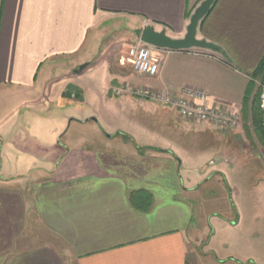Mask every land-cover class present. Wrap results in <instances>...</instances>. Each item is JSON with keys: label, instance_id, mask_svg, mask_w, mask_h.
Wrapping results in <instances>:
<instances>
[{"label": "crops", "instance_id": "crops-1", "mask_svg": "<svg viewBox=\"0 0 264 264\" xmlns=\"http://www.w3.org/2000/svg\"><path fill=\"white\" fill-rule=\"evenodd\" d=\"M203 1L0 0V95L11 91V102L22 96V105L47 110L31 125L10 118L14 111L4 115L3 128L11 129L1 135L0 264H264L261 212L234 213L235 202L226 194L229 215L210 206L219 200L209 196L208 185L220 181L232 195L229 178L245 167L221 160L219 151L188 165L181 155L188 150L182 145L185 118L175 112L181 122L160 132L178 138L159 147L138 144L122 130L97 129V142L89 140L72 126L100 125L97 117L58 112L82 108L87 89L74 79L98 66L92 64L97 60H103L106 77L102 99L117 107L122 97L104 64L106 40L117 42L119 51L147 26L182 39ZM197 38L218 51L168 49L159 74L145 77L144 87L170 96L198 89L212 106H227L253 122L255 79L264 80L256 76L264 58V0H215ZM157 103L140 105L154 116ZM137 122L145 136H160ZM8 165L25 173L5 175ZM261 167L257 177L264 184ZM143 191L152 195V204L138 210L131 196ZM246 214L250 224H244Z\"/></svg>", "mask_w": 264, "mask_h": 264}, {"label": "rangeland", "instance_id": "rangeland-1", "mask_svg": "<svg viewBox=\"0 0 264 264\" xmlns=\"http://www.w3.org/2000/svg\"><path fill=\"white\" fill-rule=\"evenodd\" d=\"M137 31L138 32L132 34L134 36L133 39L135 42H133L131 46L139 45L141 41L140 37L142 31L141 29ZM111 42L112 39L106 40L105 47H109L107 48L106 55L104 57V64L105 66L109 65L111 75L113 77H116V80L114 81L116 86L113 87V89H116V95L117 92H119L117 98L122 97V100H119V103H117V107H115V105H112L111 103L105 102L102 99V88L103 84L106 82V77L105 71L103 69L104 67L99 66L101 65L103 60H97L92 64H97L98 66L93 67L81 78L74 79L87 89V101L85 100V102L80 105L82 108L75 109L74 106L63 110L58 109V112H65L68 113V115L70 113V115H73L75 117H97L96 119L100 123V125L94 122H90L86 125H78L75 123L72 126L74 132H77L76 130L80 132L79 136L84 135L85 138H88L89 140L93 139L92 141L95 142H97L96 140H94L97 139L95 137L98 134L97 129H104L107 132H113L115 130H117L118 132L119 130H122L125 131V133H128V135L132 138H135L138 144H150L159 147H164L165 145H167L165 141L168 140V138L171 139L170 142H173V140H177L178 137H176L172 133L168 135L169 133L166 132V136L165 134L163 136V133L161 134L160 131L162 130V128L166 131L170 128L175 129L174 127H177L176 125L178 124L179 120L181 122V119L177 115L179 114L181 116L180 112L176 109V107L172 105L160 104L159 102L157 103L159 105L154 104L152 112L154 114L153 116L150 113V110L147 109L146 111V109L142 105H140L148 101L147 99L137 96V91L139 89H145L144 86L146 83L144 80L146 79L144 78L146 76L137 74L133 70V68L128 65L127 57L131 46L121 45V49H119L118 51L117 42H114L112 45L110 44ZM130 43L132 42H129V44ZM120 64L124 65L125 67H121ZM117 77H122V81H118ZM255 80H257V82H255L257 84V89L259 92L260 80ZM141 85H143V87ZM13 93L14 92L9 91L0 95V149L3 148V140L1 138L2 133L5 134V131L11 129L8 126H5L3 128V124L7 123L6 118L8 117L4 116L5 114H9L14 111L16 113L15 116H10V118L14 117L15 120H19L22 124L25 123L27 125H31L35 123V121L33 120L37 117L36 115H40V112H47V110H42L43 107L40 105L36 107L22 105V102L25 100V98L22 96L16 97V101L11 102L14 96ZM126 98L128 99L126 100ZM4 100L7 103L3 105V103L5 102ZM130 103H133L134 105H130ZM26 107L29 108L26 110ZM44 108L48 109V107ZM128 108H132V112L133 114H135L133 116H136L138 119H135L133 117V120V118L129 116V113L126 112L129 111ZM120 112L126 113L121 114ZM233 112L239 116L240 121L239 125H237L235 128H225L215 124L213 125L208 122H198L185 118V121L187 120L185 122L186 136L184 137L185 142L181 143L182 145L184 144L188 146V150H186L187 152L180 150L181 155L186 158L188 165H193V161L196 157L204 155L207 156L210 153L219 151L218 155L221 160L233 161L235 162V166H240L243 164L245 168H235L233 170L232 177L230 176L229 178V182L231 186H233L232 195H230V192L225 193V191H223L224 187L222 186L220 181H214L212 184L210 183L208 185L207 190L211 192L209 196L211 198L218 197L219 200V202L213 201L211 202V204L209 203L211 206V210H216L219 213H221L222 211H226L228 215L231 213V210L225 206L226 204L223 201V196L226 194L228 197H230V200H232L233 198V201L235 202L236 207H234V204L231 205L232 202L228 200L229 204L232 206V209H234V213H237L236 208L240 213L242 209L246 211V213L249 212V214L254 211H260L261 217L263 218L264 184H259L257 176H259L258 170H260L258 167L262 166L261 169L262 171H264V145H261L262 143L259 138L260 134L257 132V130H255L252 121H244L237 111L234 110ZM167 116L170 118H167L166 120ZM27 117H30L32 119L28 120ZM139 119H141V121L137 122ZM136 122L147 123L149 126H151L149 129L153 130L154 133L156 131V133H159L160 136L156 137L152 135V132L150 131L146 132L147 134L145 136L138 128V126L133 125ZM129 124L132 125L129 126ZM117 137L121 139L119 135H117ZM1 156L2 155H0V157ZM16 171L18 174L22 175L25 173L24 170L13 169L10 167V165L6 166L2 173L7 175V172L15 173ZM237 182L240 186L236 184ZM234 189H237L238 192H235ZM208 209L209 207H207V210ZM249 218V215L246 214L244 217V224H250ZM189 252H194V249L191 248Z\"/></svg>", "mask_w": 264, "mask_h": 264}, {"label": "built area", "instance_id": "built-area-1", "mask_svg": "<svg viewBox=\"0 0 264 264\" xmlns=\"http://www.w3.org/2000/svg\"><path fill=\"white\" fill-rule=\"evenodd\" d=\"M168 51V49L154 47L140 41L139 45L130 47L127 63L139 75L156 77L159 74L163 56ZM137 96L172 105L186 119L208 122L225 128H235L240 123L239 116L233 112L232 108L212 106L209 102V96L198 89L184 88L180 95L170 96L163 92H154L145 88L139 89ZM259 101L264 126V80L259 82Z\"/></svg>", "mask_w": 264, "mask_h": 264}, {"label": "water", "instance_id": "water-1", "mask_svg": "<svg viewBox=\"0 0 264 264\" xmlns=\"http://www.w3.org/2000/svg\"><path fill=\"white\" fill-rule=\"evenodd\" d=\"M214 2L215 0H204L195 10L190 19L184 38L173 39L169 37L166 32H158L153 27L147 26L142 30L140 37L141 41L154 47L174 51H186L193 48L218 51V47L216 45L197 38L200 23L208 15Z\"/></svg>", "mask_w": 264, "mask_h": 264}, {"label": "trees", "instance_id": "trees-1", "mask_svg": "<svg viewBox=\"0 0 264 264\" xmlns=\"http://www.w3.org/2000/svg\"><path fill=\"white\" fill-rule=\"evenodd\" d=\"M256 76L264 78V58L258 67ZM252 112V123L255 127V130H257V132L260 134V141L262 145H264V126L262 124L260 101H255V103L253 104ZM131 203L138 210L148 209V207H150L152 204V195L149 192L144 191L136 192L131 196Z\"/></svg>", "mask_w": 264, "mask_h": 264}]
</instances>
